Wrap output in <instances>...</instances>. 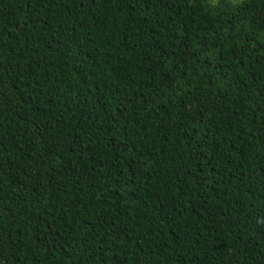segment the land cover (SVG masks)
Segmentation results:
<instances>
[{"label": "trees", "instance_id": "1", "mask_svg": "<svg viewBox=\"0 0 264 264\" xmlns=\"http://www.w3.org/2000/svg\"><path fill=\"white\" fill-rule=\"evenodd\" d=\"M0 173L6 264H264V0H0Z\"/></svg>", "mask_w": 264, "mask_h": 264}, {"label": "snow or ice", "instance_id": "2", "mask_svg": "<svg viewBox=\"0 0 264 264\" xmlns=\"http://www.w3.org/2000/svg\"><path fill=\"white\" fill-rule=\"evenodd\" d=\"M38 23L40 21H37ZM180 85H177V88ZM59 150V146H55L54 149L50 150V157H49V163L51 164L55 157L57 156ZM0 175H3L0 173ZM53 180L58 184L59 183V178L58 176L53 173ZM43 185H41L42 187ZM0 216H2V211H0ZM89 228L92 229V231H95V228L92 225H88ZM99 227H103V225H99ZM111 232H108L107 235L104 237L103 243L107 245L108 250H113L112 255L116 256L117 252L116 249H118L120 246L123 244V238L119 235L118 232V226L113 222L111 225ZM49 231H51V227L49 226ZM8 229L7 227L0 222V264H6V261L8 257L5 255V245L7 244V240L5 239V235L7 233ZM40 236H43L44 233H39ZM10 239V237H9ZM55 239V237H53ZM50 243L46 239H41L40 240V246L43 247L44 245Z\"/></svg>", "mask_w": 264, "mask_h": 264}, {"label": "rangeland", "instance_id": "3", "mask_svg": "<svg viewBox=\"0 0 264 264\" xmlns=\"http://www.w3.org/2000/svg\"><path fill=\"white\" fill-rule=\"evenodd\" d=\"M230 1H231L233 4H237V3L241 2L242 0H230ZM211 2L216 3L217 0H211Z\"/></svg>", "mask_w": 264, "mask_h": 264}]
</instances>
